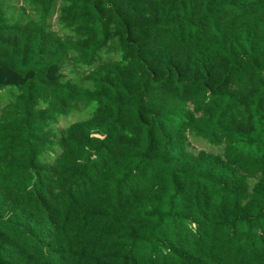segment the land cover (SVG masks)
I'll use <instances>...</instances> for the list:
<instances>
[{
  "label": "trees",
  "instance_id": "16d2710c",
  "mask_svg": "<svg viewBox=\"0 0 264 264\" xmlns=\"http://www.w3.org/2000/svg\"><path fill=\"white\" fill-rule=\"evenodd\" d=\"M0 264H264V0H0Z\"/></svg>",
  "mask_w": 264,
  "mask_h": 264
},
{
  "label": "rangeland",
  "instance_id": "374dc122",
  "mask_svg": "<svg viewBox=\"0 0 264 264\" xmlns=\"http://www.w3.org/2000/svg\"><path fill=\"white\" fill-rule=\"evenodd\" d=\"M52 26H53V29L55 31H57V32L59 31V26H58V22H57V17L56 16H54L52 18ZM60 34L63 35L61 32H60ZM89 117H90V115L86 116L83 119H81L80 117H78L76 115L63 117V118L58 120L57 124L54 125V128L59 133V132L63 131L65 128H67L69 125H71L72 123H75V122H78V121H82V120H86ZM192 148L195 149L196 151H199L201 149H206L207 151H214V152H219L220 151V149L211 147L207 143L201 142V141L193 142V147Z\"/></svg>",
  "mask_w": 264,
  "mask_h": 264
}]
</instances>
